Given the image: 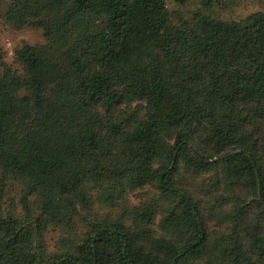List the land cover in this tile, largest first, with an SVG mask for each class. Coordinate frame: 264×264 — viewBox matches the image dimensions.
<instances>
[{
	"label": "trees",
	"instance_id": "16d2710c",
	"mask_svg": "<svg viewBox=\"0 0 264 264\" xmlns=\"http://www.w3.org/2000/svg\"><path fill=\"white\" fill-rule=\"evenodd\" d=\"M169 1H9L0 264H264V10Z\"/></svg>",
	"mask_w": 264,
	"mask_h": 264
},
{
	"label": "rangeland",
	"instance_id": "374dc122",
	"mask_svg": "<svg viewBox=\"0 0 264 264\" xmlns=\"http://www.w3.org/2000/svg\"><path fill=\"white\" fill-rule=\"evenodd\" d=\"M10 0H0V47L3 51L5 61L14 68H19L15 60V50L24 45H35L44 42V35L42 29L25 28L17 30L7 22H5L3 15L7 10ZM198 1L188 3L185 6H179L174 0L168 2V8L171 11H180L186 13L200 8ZM264 10V0H221L215 6L212 14L225 19H242L252 12ZM58 238L56 233H49L45 237L46 250L48 254H52L55 250V242Z\"/></svg>",
	"mask_w": 264,
	"mask_h": 264
}]
</instances>
